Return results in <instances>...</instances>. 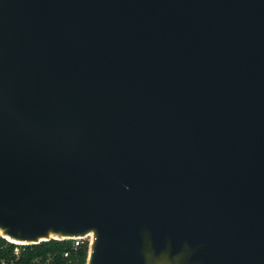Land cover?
<instances>
[{
	"label": "water",
	"instance_id": "95a60500",
	"mask_svg": "<svg viewBox=\"0 0 264 264\" xmlns=\"http://www.w3.org/2000/svg\"><path fill=\"white\" fill-rule=\"evenodd\" d=\"M0 236L264 264V0H0Z\"/></svg>",
	"mask_w": 264,
	"mask_h": 264
},
{
	"label": "trees",
	"instance_id": "16d2710c",
	"mask_svg": "<svg viewBox=\"0 0 264 264\" xmlns=\"http://www.w3.org/2000/svg\"><path fill=\"white\" fill-rule=\"evenodd\" d=\"M3 245L8 246L5 252L1 253V255L9 257L11 248L14 245L12 243H9L7 239L0 236V247ZM88 251V243L78 249H74L73 241L71 239L51 240L42 242L40 244L27 246L25 252L22 253L21 261L19 262V264H30V262L34 259L46 258L49 255L55 256L58 264H86ZM65 252H69L70 256L65 257Z\"/></svg>",
	"mask_w": 264,
	"mask_h": 264
},
{
	"label": "built area",
	"instance_id": "2783aa9c",
	"mask_svg": "<svg viewBox=\"0 0 264 264\" xmlns=\"http://www.w3.org/2000/svg\"><path fill=\"white\" fill-rule=\"evenodd\" d=\"M73 241V248L78 249L84 246L86 243L89 244V238H81V237H73L71 239ZM9 243H12L14 246L11 248V253L9 257L5 255H1L4 253L8 245H3L0 247V264H19L21 261L22 253L25 252L26 247L34 244L13 242L7 240ZM11 256V257H10ZM65 257H69L70 253L65 252ZM30 264H58L56 261V257L53 255H49L46 258H37L30 262Z\"/></svg>",
	"mask_w": 264,
	"mask_h": 264
}]
</instances>
